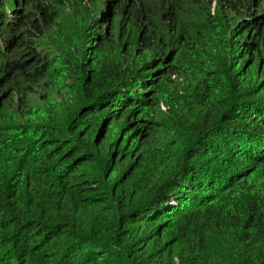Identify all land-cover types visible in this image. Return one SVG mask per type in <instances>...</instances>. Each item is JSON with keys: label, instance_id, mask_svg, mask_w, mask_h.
Wrapping results in <instances>:
<instances>
[{"label": "trees", "instance_id": "trees-1", "mask_svg": "<svg viewBox=\"0 0 264 264\" xmlns=\"http://www.w3.org/2000/svg\"><path fill=\"white\" fill-rule=\"evenodd\" d=\"M0 264H264V0H0Z\"/></svg>", "mask_w": 264, "mask_h": 264}, {"label": "rangeland", "instance_id": "rangeland-1", "mask_svg": "<svg viewBox=\"0 0 264 264\" xmlns=\"http://www.w3.org/2000/svg\"><path fill=\"white\" fill-rule=\"evenodd\" d=\"M162 110H165V108H162Z\"/></svg>", "mask_w": 264, "mask_h": 264}]
</instances>
